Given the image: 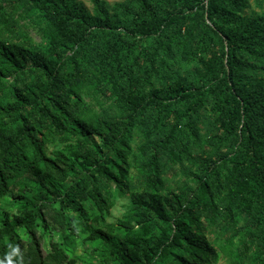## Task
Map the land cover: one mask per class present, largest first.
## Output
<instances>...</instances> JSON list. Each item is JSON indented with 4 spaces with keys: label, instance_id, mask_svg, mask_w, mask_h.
Listing matches in <instances>:
<instances>
[{
    "label": "trees",
    "instance_id": "obj_1",
    "mask_svg": "<svg viewBox=\"0 0 264 264\" xmlns=\"http://www.w3.org/2000/svg\"><path fill=\"white\" fill-rule=\"evenodd\" d=\"M250 1L0 0V264H264Z\"/></svg>",
    "mask_w": 264,
    "mask_h": 264
},
{
    "label": "rangeland",
    "instance_id": "obj_2",
    "mask_svg": "<svg viewBox=\"0 0 264 264\" xmlns=\"http://www.w3.org/2000/svg\"><path fill=\"white\" fill-rule=\"evenodd\" d=\"M90 10L92 9L93 5L91 3V0H81ZM109 2H114L116 0H107ZM263 10H260L259 8H257L254 3L253 0L250 1V7L246 10L247 14H261ZM15 19L19 20V26L21 27V29L27 33L32 41L33 44L40 46L44 44V40L42 38L41 32L39 30V27L37 25V21H35L36 19L33 17H30L28 15L25 14H21V12L19 11L16 16ZM113 189L110 190V192H112ZM112 201H113V207L110 211V215L107 216L105 219L106 224H113L116 223L117 220L121 219L123 217V215L126 213V211L128 210V206H129V199L127 197H121L118 196L117 194H114L112 196ZM9 201L8 200H2L0 201V206H6L8 205ZM12 211H16V208H11ZM45 248H47V244H44ZM76 254L81 256L82 258H86L87 256H91L90 252L91 249H89L88 245H77L76 250H75ZM229 260L227 258H224L222 254H220V259L218 264H228Z\"/></svg>",
    "mask_w": 264,
    "mask_h": 264
}]
</instances>
